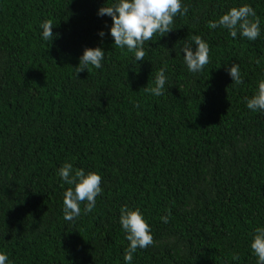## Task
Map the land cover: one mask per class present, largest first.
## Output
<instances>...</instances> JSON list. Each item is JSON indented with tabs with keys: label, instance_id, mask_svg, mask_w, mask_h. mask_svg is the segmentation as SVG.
<instances>
[{
	"label": "trees",
	"instance_id": "16d2710c",
	"mask_svg": "<svg viewBox=\"0 0 264 264\" xmlns=\"http://www.w3.org/2000/svg\"><path fill=\"white\" fill-rule=\"evenodd\" d=\"M112 3L0 0V251L8 264H125L127 205L154 240L132 264H256L249 244L264 226V112L248 110L246 98L264 78V0H182L187 14L145 43L137 65L107 35L111 18L97 15ZM244 4L260 19L255 41L209 29ZM46 20L51 42L41 38ZM193 35L209 45L195 74L180 54ZM95 47L105 52L102 69L76 76L83 50ZM233 63L242 84L227 74ZM161 68L168 82L153 96L144 87ZM65 163L102 177L96 207L85 213L81 203L74 222L62 212L72 187L57 175Z\"/></svg>",
	"mask_w": 264,
	"mask_h": 264
},
{
	"label": "clouds",
	"instance_id": "9594fccd",
	"mask_svg": "<svg viewBox=\"0 0 264 264\" xmlns=\"http://www.w3.org/2000/svg\"><path fill=\"white\" fill-rule=\"evenodd\" d=\"M188 8L183 6L182 0H113L110 6H102L98 9V16L111 18V26L107 35L112 38L113 44L120 49H127L134 53V64L144 61L146 55L144 46L155 34H164L172 31L171 25L177 15L183 16ZM252 17L253 19H249ZM209 29L222 27L228 34L236 39L237 35L249 41H255L261 34L260 19L255 10L244 4L230 8L218 20L208 23ZM51 20L41 24V38L44 41H52L56 37L52 31ZM101 40L105 37L104 31L97 33ZM164 35H161V37ZM112 44V45H113ZM183 53V62L190 73H200L209 63V45L200 36L193 35L190 43L180 47ZM105 52L102 47L85 48L78 58V64L72 68L76 76L78 73L92 69H102ZM132 65V64H130ZM133 66V65H132ZM135 72L133 67L130 69ZM232 83H243L239 65L233 63L226 68ZM168 77L165 69L156 72L153 87H144V90L153 96H162ZM246 107L251 112H264V78L257 83L255 93L246 98ZM58 177L63 184L71 185L63 193V218L65 221L74 222L81 215V203H84L83 211L89 213L96 207V198L102 193V177L96 172H85L83 168L73 169L72 164L65 163L58 169ZM164 223L169 217H161ZM119 224L125 233L128 242L124 254L125 264H132L137 249H145L153 245L151 227L145 220L139 208H129L127 205L120 210ZM249 247L256 257V264H264V226L257 227L252 235ZM9 257L0 251V264H8Z\"/></svg>",
	"mask_w": 264,
	"mask_h": 264
}]
</instances>
